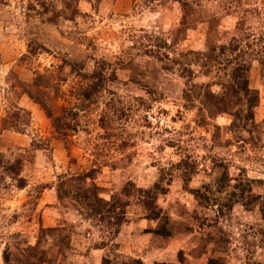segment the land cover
<instances>
[{
    "label": "rangeland",
    "instance_id": "1",
    "mask_svg": "<svg viewBox=\"0 0 264 264\" xmlns=\"http://www.w3.org/2000/svg\"><path fill=\"white\" fill-rule=\"evenodd\" d=\"M263 208L264 0H0V264H264Z\"/></svg>",
    "mask_w": 264,
    "mask_h": 264
},
{
    "label": "trees",
    "instance_id": "2",
    "mask_svg": "<svg viewBox=\"0 0 264 264\" xmlns=\"http://www.w3.org/2000/svg\"><path fill=\"white\" fill-rule=\"evenodd\" d=\"M247 89H248V87H247ZM85 95L88 96L89 98L91 97L90 92H88L87 90L85 91ZM38 103H40L44 107L48 116L54 120V126L56 127V129L59 132H62V130H64L66 128L64 125V122H63V118L55 116L53 110L50 109L48 107V105L45 103V101H43L42 99H38ZM5 126H6V128H8L7 125H5ZM68 127H70V125ZM23 163H24L23 160H20V159H17L15 161V165L19 164V174H21V172L24 168ZM81 179L88 180L87 176H85V175H82ZM70 183H71V180H68V181H65L63 188L61 186L58 187V193H59L60 199H62L63 193H64V195H66V192L64 191L65 185L70 184ZM25 186H26V181L24 180V184L22 185V187H25ZM79 188H80V186L78 187V189L76 191L75 200H77V202H79L81 205V202L78 200V198H80L79 196L82 195V192H81L82 187L80 189ZM94 188H95V190L93 191V193L90 196L88 195L87 197H85L86 194L84 195V197L86 199L85 202H88V205L86 207H83L81 205V208H83L84 211L86 210L88 212L87 214L91 217L100 216V217L104 218L105 216H107L106 215L107 213H114V211L116 210L115 208L117 207V204H115L116 200H117L116 195H113L111 197V199L108 200V199L104 198L100 192H98V188L96 186H94ZM71 192L72 191H70V193ZM153 198H154V196H153ZM125 204L128 205L127 203H125ZM262 212H263V216H264V208L262 209ZM122 225H123V222H119L117 224L118 227H121ZM38 254H40V253H38ZM38 254H37V257H38ZM43 258L44 257L42 255H39V263H29V264H44L45 260ZM214 263H216V262H214Z\"/></svg>",
    "mask_w": 264,
    "mask_h": 264
},
{
    "label": "crops",
    "instance_id": "3",
    "mask_svg": "<svg viewBox=\"0 0 264 264\" xmlns=\"http://www.w3.org/2000/svg\"><path fill=\"white\" fill-rule=\"evenodd\" d=\"M27 186H28V185L26 184L25 188H23V189H26Z\"/></svg>",
    "mask_w": 264,
    "mask_h": 264
}]
</instances>
